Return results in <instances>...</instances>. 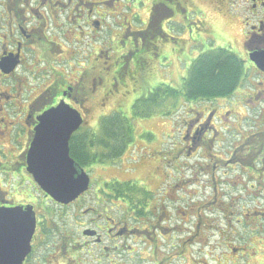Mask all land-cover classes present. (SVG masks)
Returning a JSON list of instances; mask_svg holds the SVG:
<instances>
[{
	"label": "flooded vegetation",
	"instance_id": "flooded-vegetation-1",
	"mask_svg": "<svg viewBox=\"0 0 264 264\" xmlns=\"http://www.w3.org/2000/svg\"><path fill=\"white\" fill-rule=\"evenodd\" d=\"M254 1L249 11L250 15L243 18L245 27L243 48L247 56L248 49H264V15H262L264 0ZM139 2L140 0H0V208L31 205L36 218V226L30 242L31 250L22 264H28L32 258L40 225L34 200L31 198L32 194H28V187L36 189L39 187L26 170L27 154L40 123V117L58 105H68L77 110L82 118L81 125L71 136L83 133L80 130L84 128V101L97 98L96 94L102 96L105 104L109 98L113 99L112 104L115 100H124L128 94L136 90L137 76L145 68L149 69L150 74L155 76L157 73L156 76L162 78L161 69L164 63L158 61L152 67V61L155 62L158 57L155 51L159 50L161 43L167 39L177 43V35L182 33L181 29L187 32L188 47L197 43L200 35L209 37V30H206L205 24L197 18L199 12H192L188 8L190 0H148L150 3L148 13L143 19L136 11ZM133 8L136 10L132 13L130 9ZM169 28L173 33H167ZM72 32L78 35L71 34ZM85 32L108 36L106 42L111 43L109 49H112V53L103 54L102 43L98 40L89 48V54H86V45L81 47ZM111 34L116 38L110 39ZM72 42L77 45L72 46ZM96 44L98 46H95ZM72 47L75 49L74 53L70 50ZM106 47L108 49V46ZM150 53L154 56L153 59L146 57L150 56ZM72 62L74 69L70 67ZM257 72L264 76V73ZM263 85L259 80L253 88L246 87L249 89H246L244 101L246 104H242L241 107L245 108L247 113L251 111L252 106L254 107L252 104L255 101H261L264 97ZM98 88H101L99 93ZM217 101L219 100L198 102L197 105L205 106L196 110H193L196 104H190L188 108L193 113H189V119L184 121L179 146L175 147L173 152H165L163 155L157 151L161 158L156 160L157 164L153 168H163L161 184L164 186L152 188L147 179L131 180L128 181L131 185L129 189L119 191L116 183L123 182L110 179L95 188L97 208L90 221L95 229H90H93L96 235L90 238L96 245L103 243L105 236L110 237L108 241L112 245L111 248L101 247V252L106 251L105 258H109L110 254L116 253L117 250L123 252L124 248H128L127 253H134L132 246L126 244L128 241L131 244L164 241L159 246L165 247V242L168 239L174 240L178 233H184L181 239L189 241L198 238L199 233L211 229L210 220L204 216V211H199L202 208L199 209V205L189 210L192 212V218L195 219V222L191 220L184 223L189 224V229L184 228V230L181 223L176 225L178 221L181 222V216L177 213L178 210L183 214L180 210L181 206L175 207L171 213L170 209L173 207H170L167 201L175 200L170 198L178 191L174 189L173 182L181 177L180 174L174 173L172 169L174 165L168 166V164L182 163L183 159L194 158L198 152L200 158L206 159L208 164L212 163L213 168L219 161L228 162L230 158L243 166V161L247 157L237 153L243 136L246 132L264 129L263 114L258 118L259 125L244 124L243 129L236 131L235 125L228 122L232 108L223 106L232 104L231 99H225L223 105ZM232 116L235 117V114ZM232 131L236 132L239 141L233 148L231 147L230 152L226 150L223 156L219 155L221 157L226 155L225 159L220 158L218 153L215 155L209 152V150L219 152L222 147L229 149L230 146H224V143L228 142V135ZM71 136L68 140L69 155ZM81 138L83 135L80 136ZM7 145L12 146L8 150L16 151L17 154H6L3 149L6 150ZM15 158L17 159L14 161ZM263 158V154L255 158L260 163V167L255 165V169H264V162L262 164L261 161ZM232 161L229 163L231 164ZM12 166H18V170L11 168ZM17 172H25L28 175L26 181L29 185L25 191H22L24 180L22 182L16 180ZM260 172V176L264 177L262 171ZM87 173L89 175V169ZM155 174L157 176V170L150 173L148 178H154ZM7 176L12 180L7 181ZM214 178L212 173L210 175L212 193L216 195ZM168 179L174 181L170 183ZM91 183L92 179L89 175L87 191L74 201L88 193ZM7 188L9 191L6 190ZM8 192L11 194L8 195ZM22 195H25L24 198H20ZM43 195L52 200L45 193ZM178 199L176 198V201L179 202ZM124 202H127V209L124 208ZM211 203L214 206L212 213L218 211L227 219V208L217 203L216 199ZM88 210L91 211V207L85 206L82 209L84 216ZM251 214L256 218L255 220H258L263 216L264 211L254 210L248 214V218ZM225 221L231 225L230 221ZM237 222L240 223V220ZM87 225L89 223L82 224L81 227ZM213 231L222 242L229 241V238L234 236L230 228L213 229ZM73 245L70 247L76 248V243ZM83 245L84 249L88 246L85 242ZM157 247L153 244L148 245L147 248L154 253L159 248ZM234 250L235 248L232 252ZM224 256L225 254H222L219 257L223 260L219 264H224L226 261ZM99 258L102 260L103 257L99 256ZM109 262L115 264L114 261Z\"/></svg>",
	"mask_w": 264,
	"mask_h": 264
},
{
	"label": "rangeland",
	"instance_id": "rangeland-1",
	"mask_svg": "<svg viewBox=\"0 0 264 264\" xmlns=\"http://www.w3.org/2000/svg\"><path fill=\"white\" fill-rule=\"evenodd\" d=\"M254 2V0H190L188 8L192 12H199L197 18L205 24L206 30H209V37L205 38L200 35L198 43L192 44L187 49V32L181 29L182 33L177 35L179 43L173 44L174 40L171 39L163 41L159 47L160 50H164L162 53L164 66L161 69L163 77L154 76L155 78L148 81L147 85L145 84L144 89L146 87L147 89L151 88L158 83H167L174 87H180L192 59L197 57V55L211 48L230 49L244 60L245 68H248L247 77H245L241 89L239 90L238 88L233 95L230 101L232 104L228 106L223 105L225 103V99L223 98L218 99L219 101L217 102H221L228 109L232 108L228 119L230 124L236 125L240 123L244 127L246 122L243 118L247 117V114L252 113L251 111L247 113L246 109L241 107L242 104H246L244 102L247 94L246 89L249 90L248 88L256 86L259 80L264 84V76L259 75L256 69L252 68L251 63L247 61L248 57L243 48L245 31L243 18L246 15H250L249 11ZM137 5V10L133 8L130 9V12L133 13L136 10L140 18L143 19L148 13L150 3L148 0H140ZM167 33H173L171 28L167 30ZM71 34L78 35L76 32H72ZM84 34L81 47H85L86 45V54H89V48L94 43H97L98 40L102 43L103 54L105 52L108 55L112 53V49H109L111 43L106 42L108 36L102 33L95 35L91 32H85ZM115 38L111 34L110 39ZM75 45L77 43L72 42V46ZM95 46L98 45L96 44ZM106 46H108V49ZM114 46L113 44V48ZM173 47L176 49V54L171 52ZM179 48L181 49L177 51ZM70 50L74 53L75 49L72 47ZM73 66L74 62L71 63L70 67L74 69ZM100 90L101 88L97 89L98 93ZM137 90L138 87H136V90L132 94L127 95V99L115 100L114 104H112V98H109L106 104L103 103L104 99L102 96L96 93L97 98L89 99L87 102L84 101V128L80 130L83 133H76L79 138L82 135L84 136L88 130L97 128L98 120L101 116L118 110H122L123 113L130 117L134 126L135 136L129 149L120 158L115 160V164L114 161L106 164L94 163L89 167L92 183L88 193L83 195L79 200L65 206L57 204L43 195L39 188L28 187L29 183L26 181L28 178L27 173L17 172L15 174L18 182L24 180L22 191L27 190L28 187V194H32L31 198L34 200L36 215L41 224L37 230L34 251L29 263L111 264L109 261H114L115 264H219L220 261H223L219 257L225 254L226 257L224 256V258L226 261L224 264H264V237L254 231V228L257 227L256 231L261 232V225L264 224V219L259 217L261 220L258 221L260 223L258 226L247 222L248 214L254 210L264 211V177H257L254 173L256 178L250 175L247 167H243L250 164L249 161L247 162V159L243 161V166L238 164L237 161H232L230 158L228 162L219 161L217 166L213 168L212 163L209 162L208 164L206 159L200 158L198 152L194 158L183 159L182 163L168 164V166L174 165L172 169L175 174H180L181 179H179L180 181L168 179L170 183L174 181V189H178V191L170 197L175 198V200H168L167 204L173 207L170 209L171 213L175 207L181 206L180 210L183 214L177 210L178 216H181V222L178 221L176 225L181 223L183 229H189V224H184L185 222L191 220L195 222V219L192 218V212H189V210L190 208L195 209V205H199V209L202 207L199 211H204V216L210 220L211 229L209 231H203V236L200 233L198 238L189 241H184V238L181 239L184 237L182 236L184 233H178L175 235L176 238L174 240L168 239L165 242V247L159 246L164 241L147 242L145 244L141 242L131 244L128 241L126 244L132 246L131 249L134 253L129 254L127 253L129 251L128 248H124L123 252L117 250L116 253H111L109 258L104 257L106 251L101 252V247L103 246L111 248L112 245L108 241L110 239L109 236L104 237L103 243L96 245L92 243L93 239L90 237L96 235V232L90 229L94 228V225L90 224V221L92 220L93 212L97 208L95 205V188L99 184H102L103 181L110 179H118L123 183L131 180L140 181L147 179L152 188L164 186L161 184L163 180V168L158 167L154 169L153 166L157 164V159L160 160L161 155L165 152H173V149L179 146L178 143L181 139L180 133H183L182 126L185 123L184 121L189 119V113H193L187 107L189 103L183 99L178 98L174 100L165 98V101L159 99L160 103L150 106L148 112L153 113L152 115L144 118L132 117V102L135 99L137 100V98L149 95L146 93V89L145 94L142 96L135 95ZM196 105L193 110L205 106ZM257 105V109L264 114V97L261 98V101ZM232 114H235V117ZM234 127L237 128L236 126ZM238 141L236 132L232 131L228 135V142L224 143V146H230V150L222 147L219 152L213 150H209V152H213L215 155L218 153V156L225 154L226 150L230 152ZM11 147L7 145V149L3 150L6 154L16 155V151L8 150ZM157 151H160V156H158ZM219 157L225 159L226 155ZM231 161L232 163L230 164L229 162ZM107 165H112L113 167ZM11 168L18 170V166H12ZM86 170L85 168L84 171ZM155 170L158 171L157 176L155 174L154 178L152 177L153 179L148 178V175ZM212 173L215 177L213 180L216 181V195L212 193V182L210 179ZM224 173L227 175H222ZM6 178L7 181L12 180L9 176ZM6 190L9 191L8 188ZM7 194L10 195L11 193L8 192ZM24 196L22 195L20 198H24ZM176 198H179V202L176 201ZM215 199L217 203H221V205L227 208V219L218 211L212 213L214 206L211 202ZM230 202L233 205L230 206ZM85 206L91 207L92 212L88 210L84 216L82 209ZM229 206L231 207L230 212ZM173 216L175 217L174 214ZM224 219L230 221L231 225L227 224ZM237 220H240V223ZM88 223L89 225L86 227H81L82 224ZM224 228H230L234 232V236L226 242L220 241L219 236L213 231V229ZM84 242L88 244L86 249L83 248ZM75 243L76 248L74 249L76 252L70 247L71 245L74 246L73 244ZM153 244L159 247H157L158 249L154 253L147 248L148 245L151 246ZM233 248H235L234 252H232ZM131 249L130 251H132ZM99 256L103 257L102 260Z\"/></svg>",
	"mask_w": 264,
	"mask_h": 264
},
{
	"label": "trees",
	"instance_id": "trees-1",
	"mask_svg": "<svg viewBox=\"0 0 264 264\" xmlns=\"http://www.w3.org/2000/svg\"><path fill=\"white\" fill-rule=\"evenodd\" d=\"M172 43L177 44L179 42L177 41V43ZM180 49L181 48L177 49V51ZM163 51L164 50L160 49L155 51L158 57L155 62L152 61V67L156 65L158 61L162 63ZM175 51L176 49L173 47L171 52L176 54L177 52ZM149 55L150 56L146 57L149 59L154 58L151 53ZM247 61L250 62L248 58ZM250 65L253 69L255 68L252 63ZM247 70L248 68H245L244 60L237 56L230 49H208L207 51L200 53L197 55V57L192 59L187 69V74L183 78L180 87H174L167 83H158L148 89L146 87V93L149 95L143 96L139 99L137 98V100L133 101L131 115L132 117L138 118H144L152 115L153 113L148 112V110L151 105L160 103L159 99L165 101L167 98L174 100L181 98L187 103L212 101L220 98L232 99L233 95L236 93V90L238 88L240 90L243 86L244 79L247 77ZM155 74L157 75V73ZM137 78L138 90L136 91V95L142 96L145 94V84L147 85L148 81H151L155 77L154 74H150L148 68H145V70H143L140 75L137 76ZM252 97L250 98L252 99ZM259 102L260 101H255L252 104L254 107L250 105L252 106L250 110L253 114H248L247 117L243 118V120L246 122L245 124L251 125L256 123L259 125L258 118L263 115V113L257 109V104ZM262 125L264 126V123H262ZM235 126L237 127L236 131L243 129V124L238 123ZM134 136V126L130 120V117L123 113L122 110L113 111L108 115L101 116L98 120L97 128L95 127L88 130L83 138L80 139L77 134L71 136L70 155L81 168H86L88 170L89 167L94 163L106 164L120 158L123 153L131 146ZM237 153L244 154L245 157H247V162L249 161L250 164L245 165L244 167H247L251 176L256 174L257 177H260V171H262L264 174V169L261 170L260 168H254L255 165L260 167V163L257 161V159L255 160V158L260 154H263L264 157V129L261 131L258 129L249 133L246 132V134L243 136L242 143L237 148ZM261 161L263 164L264 158L261 159ZM249 169L251 172L253 170L254 174L251 173ZM116 185L119 187V191L129 189L131 186L129 182L116 183ZM124 203V208L127 209V202ZM230 208L231 207H229V212L231 211ZM250 216L251 217L248 218L247 222L254 225L256 223L258 226L260 224L258 222L260 219L255 220L256 218L253 217L252 214ZM261 218L264 219V214L261 216ZM39 226H41V224ZM256 228L257 227L254 228V231L261 236L263 235L264 237V224L261 225V232H257Z\"/></svg>",
	"mask_w": 264,
	"mask_h": 264
},
{
	"label": "water",
	"instance_id": "water-1",
	"mask_svg": "<svg viewBox=\"0 0 264 264\" xmlns=\"http://www.w3.org/2000/svg\"><path fill=\"white\" fill-rule=\"evenodd\" d=\"M249 60L264 72V49L249 50ZM82 123L80 113L58 105L40 117L27 154L26 170L39 188L60 204L74 201L89 185L88 174L69 155L68 140ZM36 226L31 205L0 208V264H22Z\"/></svg>",
	"mask_w": 264,
	"mask_h": 264
},
{
	"label": "bare ground",
	"instance_id": "bare-ground-1",
	"mask_svg": "<svg viewBox=\"0 0 264 264\" xmlns=\"http://www.w3.org/2000/svg\"><path fill=\"white\" fill-rule=\"evenodd\" d=\"M251 81V80H250Z\"/></svg>",
	"mask_w": 264,
	"mask_h": 264
}]
</instances>
